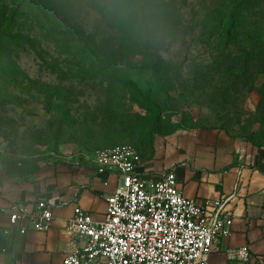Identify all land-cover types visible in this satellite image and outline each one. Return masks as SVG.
Segmentation results:
<instances>
[{"label":"rangeland","instance_id":"1","mask_svg":"<svg viewBox=\"0 0 264 264\" xmlns=\"http://www.w3.org/2000/svg\"><path fill=\"white\" fill-rule=\"evenodd\" d=\"M13 9L26 40L0 41L8 176L92 167L118 144L148 158L175 133L264 146V0H0L1 23Z\"/></svg>","mask_w":264,"mask_h":264},{"label":"crops","instance_id":"2","mask_svg":"<svg viewBox=\"0 0 264 264\" xmlns=\"http://www.w3.org/2000/svg\"><path fill=\"white\" fill-rule=\"evenodd\" d=\"M140 158L137 171L148 180H157L162 171L172 170L185 197L201 205L223 203L231 214V233L216 242L209 256L212 264L224 262L227 248L242 245L250 249L249 264H262L264 146L235 143L227 147L210 135L175 133L156 140L153 156ZM117 183L114 175L97 174L96 164L41 166L27 179L12 178L0 170V208L13 203L31 205L37 199H52L57 204L52 224L44 232L4 235L7 217L0 214V264H62L70 247L64 227L74 205L100 218L105 198ZM62 201L69 203L61 206Z\"/></svg>","mask_w":264,"mask_h":264},{"label":"built area","instance_id":"3","mask_svg":"<svg viewBox=\"0 0 264 264\" xmlns=\"http://www.w3.org/2000/svg\"><path fill=\"white\" fill-rule=\"evenodd\" d=\"M140 162L130 144L98 152L96 173L114 175L118 183L106 196L100 218L74 205L64 227L70 247L62 264H212L209 256L216 242L231 233V214L223 203L201 205L185 197L172 170L148 180L137 171ZM56 206L52 199H37L31 205L0 208L7 217L2 233L47 231ZM224 257L217 264H249L251 252L242 245L227 248Z\"/></svg>","mask_w":264,"mask_h":264},{"label":"trees","instance_id":"4","mask_svg":"<svg viewBox=\"0 0 264 264\" xmlns=\"http://www.w3.org/2000/svg\"><path fill=\"white\" fill-rule=\"evenodd\" d=\"M21 16H22L21 14H18L17 11L15 9H13V10H11L9 16L4 18V21L2 23L0 22V41L4 42L6 44L14 45V46H20V45H22V43L25 42L26 38L21 37V36H17V35H13V32L16 30V27H17V19L20 18ZM49 35H52L61 41H66L69 39L67 37V35H65L64 33H61V32L49 31ZM118 81L120 84H122L125 87H130V88L137 90L135 85H133L130 82V80H128L124 76H122V78L119 79ZM146 95H149L148 90H147ZM253 146L257 147V148L260 147V146H256V145H253Z\"/></svg>","mask_w":264,"mask_h":264}]
</instances>
